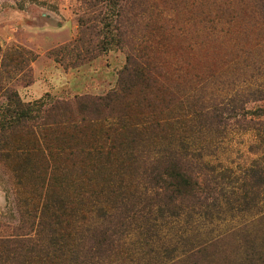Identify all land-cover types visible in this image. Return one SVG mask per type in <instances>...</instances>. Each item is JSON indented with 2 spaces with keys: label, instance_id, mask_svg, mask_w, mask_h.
<instances>
[{
  "label": "trees",
  "instance_id": "obj_1",
  "mask_svg": "<svg viewBox=\"0 0 264 264\" xmlns=\"http://www.w3.org/2000/svg\"><path fill=\"white\" fill-rule=\"evenodd\" d=\"M255 2L264 24V0ZM84 3L94 15L80 18V39L67 48L85 50L77 64L126 50L109 94L24 102L12 82L30 75L34 57L0 46V162L18 213L0 236V264H264V157L240 175L206 160L232 130L255 131L264 143V88L247 81L227 92L192 89L167 115L153 56L156 5ZM73 166L85 191L49 202L46 190L64 179L57 173ZM228 213L241 222L214 233Z\"/></svg>",
  "mask_w": 264,
  "mask_h": 264
},
{
  "label": "rangeland",
  "instance_id": "obj_2",
  "mask_svg": "<svg viewBox=\"0 0 264 264\" xmlns=\"http://www.w3.org/2000/svg\"><path fill=\"white\" fill-rule=\"evenodd\" d=\"M255 1L150 0L158 12L154 10L152 16L153 56L162 67L168 88L159 97L164 100L167 115L181 108L182 100L192 89L206 87L209 93L227 92L247 81L255 88H264V24L253 13ZM83 15H94L84 0H0L3 52L18 49L26 56L29 54L24 51H29L34 57L30 75L12 82L24 102L102 97L117 88L127 62L126 50L114 47L106 53L94 52L87 55L93 58L91 61L77 64L76 55H84L85 50L67 48L80 39L79 20ZM2 57L1 54L0 60ZM207 153L206 160L219 171L240 175L264 157V143L257 132L236 129ZM9 172V166L0 162V236L18 223L16 190ZM57 174L64 179L46 190L47 200L49 196V202L59 197L79 199L76 197L85 191L86 177L79 180L78 167H64ZM93 174L91 182L101 183L97 173ZM33 188L43 195V188L29 187ZM226 215L215 225L214 233L232 228L243 217ZM177 229L180 230L179 225Z\"/></svg>",
  "mask_w": 264,
  "mask_h": 264
}]
</instances>
